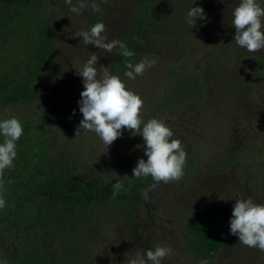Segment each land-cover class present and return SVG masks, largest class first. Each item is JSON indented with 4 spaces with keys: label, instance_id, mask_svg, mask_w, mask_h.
<instances>
[{
    "label": "rangeland",
    "instance_id": "rangeland-1",
    "mask_svg": "<svg viewBox=\"0 0 264 264\" xmlns=\"http://www.w3.org/2000/svg\"><path fill=\"white\" fill-rule=\"evenodd\" d=\"M45 2L41 0V4ZM194 2H201L206 13L199 29L189 26L185 19L191 8L188 3ZM96 3L100 12H92L89 0V7L80 15L72 13L65 0L44 5L50 11L48 25L55 34L56 59L40 85L37 99L0 113V121H33L23 126L13 167L6 169L0 180L3 188L7 189L30 168L29 154L36 155L34 161L39 164L46 162L50 152L56 158L67 156L83 168H97L112 183L133 179L138 161L147 160L140 132L133 135L122 129V136L108 148L94 132L81 130L78 137L75 134L83 120L78 101L84 91L83 78L77 72L92 53L99 57L97 68L109 67L110 73L117 53L85 46L80 33L102 22L109 40L122 41L133 24L137 7V0ZM239 3L240 0H157L155 5L162 9L158 24L165 32L142 46L139 53V62L154 60L155 66L125 85L126 90L143 100L141 131L155 118L172 130L173 139L181 141L186 152L184 175L179 181L161 182L149 193L150 199L146 202L143 198L133 212L118 215L112 208L103 210L102 218L91 217L79 224L77 240L81 235L88 242L78 251L85 252L88 263L128 264L146 250L161 246L173 250L162 264H199L205 259L209 264H264V252L239 243L238 235L231 232L229 243L213 258L190 254L183 233L189 216L219 214L230 228L235 200L252 198L256 204H264V69L258 70L255 64V57H264V52L250 54L233 40L232 12ZM36 13L39 19L46 16L37 8ZM170 73L179 77L194 75L199 95L194 100L165 104L162 100L167 87L174 85L168 81ZM48 96L59 101L58 108L55 103L44 105ZM31 138L38 141L36 150L29 149V144L33 146ZM148 179L150 185L154 183L150 176ZM63 216V212L55 214L52 233L61 227ZM25 225L8 215L0 219L6 243L0 254L7 264H27L24 247L30 241V231ZM62 240L67 244L75 242V238L70 241L65 236ZM54 243L49 244V249L53 248L58 256H69L68 247H62L59 240ZM49 249L47 259L52 261L54 254Z\"/></svg>",
    "mask_w": 264,
    "mask_h": 264
},
{
    "label": "trees",
    "instance_id": "trees-1",
    "mask_svg": "<svg viewBox=\"0 0 264 264\" xmlns=\"http://www.w3.org/2000/svg\"><path fill=\"white\" fill-rule=\"evenodd\" d=\"M45 1L41 4V0H0V113L37 99L40 85L56 59L55 34L48 25L50 11L47 12L44 5H56L62 0ZM259 2L264 5V0ZM156 3L157 0H137L133 24L122 40L135 55L124 58L117 51L113 57L110 74L119 76L124 84L129 80L124 75L129 71L126 64L138 63L142 46L158 38L162 31L165 32V28L158 24L162 9ZM188 5L203 6L201 2ZM36 8L40 13L44 11L46 16L36 18ZM202 21L196 22V28L201 27ZM255 64L258 70L264 69V57H255ZM167 78L174 85L167 87L162 100L165 104L194 100L201 92L194 75L179 77L170 73ZM53 100L48 96L44 105L55 103L58 108L59 101ZM27 121L19 122L25 128L33 122ZM0 140H4L3 136H0ZM31 141L34 147L29 144V149L36 150L38 141L34 138ZM50 153L45 157L46 162L41 164L34 161L36 155L29 154L27 163L30 168L10 187L0 190L6 201V207L0 209V219L8 215L11 220L26 224L29 229L30 241H26L24 247L27 264H91L85 252L78 251L79 246L88 242L81 235L77 240L79 224L91 217L102 218L103 210L114 208L118 215L135 211L143 201L141 193L149 187L150 180L148 177L122 180L126 191H121L113 199L114 183L103 178L97 168H83L67 156L56 158L54 152ZM53 157L57 160L53 161ZM58 212L64 214L61 227L52 233V224ZM183 233L190 254L203 258H213L230 240V228L219 214L189 216L183 226ZM64 236L67 240L75 238V242L63 243ZM57 240L62 243V247L70 249L69 256H58L53 248L49 249V244L53 246ZM5 246L3 232L0 231V252ZM48 249L54 254L52 261L47 259ZM1 258L0 264H3L4 259Z\"/></svg>",
    "mask_w": 264,
    "mask_h": 264
},
{
    "label": "clouds",
    "instance_id": "clouds-1",
    "mask_svg": "<svg viewBox=\"0 0 264 264\" xmlns=\"http://www.w3.org/2000/svg\"><path fill=\"white\" fill-rule=\"evenodd\" d=\"M69 10L80 15L89 7V0H65ZM93 13L101 11L96 0H91ZM189 26L194 28L196 21L206 20V13L202 7H191L185 17ZM232 27L235 29L234 41L248 53L264 52V7L257 0H240L239 5L232 12ZM83 37L82 43L94 45L103 52L118 54L124 58H131L135 53L128 49L126 43L119 39H108L106 26L96 23L90 31L80 33ZM99 57L90 53L89 59L82 70L77 72L83 78L84 91L81 92L80 112L83 120L76 129V137L81 134L94 132L99 139L107 145H111L122 136V129L135 133L140 132L143 137L146 151L144 155L147 160L140 159L133 169V179L151 177L154 183L149 185L141 193L147 202L149 193L154 191L160 183L168 184L179 181L184 175L186 152L182 148L181 141L173 139L174 133L166 124L158 119H150L144 124L141 131L142 121L140 112L143 108V100L139 95L126 90V85L119 76L111 75L109 67L97 68ZM155 66L154 60L143 59L139 63L126 64L129 71L124 73L125 77L135 80L144 72ZM75 114V113H73ZM24 129L16 118L0 121V180H2L6 169L13 167L17 156V141L22 137ZM127 177V176H125ZM3 184L0 183V190ZM124 189L123 181L117 180L113 184L112 198L115 199ZM6 207L3 193L0 191V209ZM230 232L239 237V243L249 248H256L264 252V204H256L252 198L237 199L230 220ZM173 253L170 247L157 246L155 250H146L143 255H137L128 264H162V261ZM3 264H7L4 261ZM199 264H209L201 260Z\"/></svg>",
    "mask_w": 264,
    "mask_h": 264
}]
</instances>
